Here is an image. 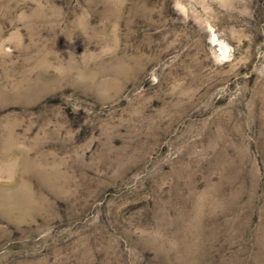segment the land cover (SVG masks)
<instances>
[{
	"label": "rangeland",
	"instance_id": "374dc122",
	"mask_svg": "<svg viewBox=\"0 0 264 264\" xmlns=\"http://www.w3.org/2000/svg\"><path fill=\"white\" fill-rule=\"evenodd\" d=\"M0 264H264V0H0Z\"/></svg>",
	"mask_w": 264,
	"mask_h": 264
}]
</instances>
